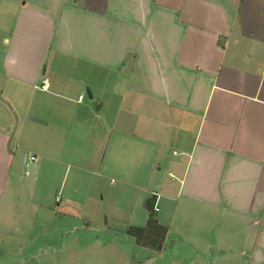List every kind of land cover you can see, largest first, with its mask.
<instances>
[{
  "label": "crops",
  "instance_id": "obj_1",
  "mask_svg": "<svg viewBox=\"0 0 264 264\" xmlns=\"http://www.w3.org/2000/svg\"><path fill=\"white\" fill-rule=\"evenodd\" d=\"M28 167L41 225L81 228L109 181L122 235L152 199V251L264 264V0H0L2 227Z\"/></svg>",
  "mask_w": 264,
  "mask_h": 264
},
{
  "label": "rangeland",
  "instance_id": "obj_2",
  "mask_svg": "<svg viewBox=\"0 0 264 264\" xmlns=\"http://www.w3.org/2000/svg\"><path fill=\"white\" fill-rule=\"evenodd\" d=\"M40 180L30 167L27 174L18 177L19 198L17 200L16 196L13 200L7 226L0 225V264H184L168 249L161 254L154 252L150 247L139 245L132 237L122 235L119 226L107 223V213L117 203L122 205L117 195H113L117 184L109 181L103 182L100 194L93 193V201L89 204L99 210L91 214L92 217L87 212L90 222L81 228H71L69 221L57 225L53 215L48 214L41 225L40 205L48 203L50 197L48 194L24 196L22 189V184L40 186ZM68 180L64 178L65 184ZM131 200L132 196L127 194L123 206Z\"/></svg>",
  "mask_w": 264,
  "mask_h": 264
},
{
  "label": "trees",
  "instance_id": "obj_3",
  "mask_svg": "<svg viewBox=\"0 0 264 264\" xmlns=\"http://www.w3.org/2000/svg\"><path fill=\"white\" fill-rule=\"evenodd\" d=\"M152 199L145 202L148 216L144 227H131L126 230V233L135 237L138 244L159 250L162 246L165 235V228L158 225L152 214Z\"/></svg>",
  "mask_w": 264,
  "mask_h": 264
},
{
  "label": "built area",
  "instance_id": "obj_4",
  "mask_svg": "<svg viewBox=\"0 0 264 264\" xmlns=\"http://www.w3.org/2000/svg\"><path fill=\"white\" fill-rule=\"evenodd\" d=\"M47 86H48L47 85V81H46V79H44V80H42V83H41V85L39 87L42 88V89H46ZM79 98H81V95L79 96ZM36 160H37V157L35 155H33V154H30V155L27 156V161L28 162H35ZM55 199L58 200V197H56ZM156 209H157L156 206H154V210H156Z\"/></svg>",
  "mask_w": 264,
  "mask_h": 264
}]
</instances>
